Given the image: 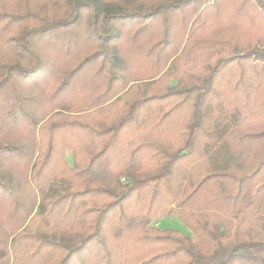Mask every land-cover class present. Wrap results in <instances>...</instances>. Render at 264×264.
<instances>
[{
	"label": "trees",
	"instance_id": "trees-1",
	"mask_svg": "<svg viewBox=\"0 0 264 264\" xmlns=\"http://www.w3.org/2000/svg\"><path fill=\"white\" fill-rule=\"evenodd\" d=\"M0 229V264H264V0H0Z\"/></svg>",
	"mask_w": 264,
	"mask_h": 264
},
{
	"label": "rangeland",
	"instance_id": "rangeland-1",
	"mask_svg": "<svg viewBox=\"0 0 264 264\" xmlns=\"http://www.w3.org/2000/svg\"><path fill=\"white\" fill-rule=\"evenodd\" d=\"M215 57L216 56H214V58ZM226 80L229 81L230 83H234V82H236L237 77H236V75L235 76H227V77H225V81ZM66 156H67L68 162H71L70 153L69 152L66 153ZM158 227H160V228H172V229H175V230H177V231H179V232H181L183 234L192 236V232L189 229H187L177 218L168 217V218L162 219L158 223Z\"/></svg>",
	"mask_w": 264,
	"mask_h": 264
}]
</instances>
